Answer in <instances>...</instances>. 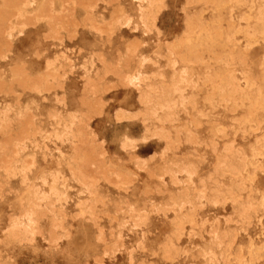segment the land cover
I'll return each mask as SVG.
<instances>
[{"label":"rangeland","instance_id":"1","mask_svg":"<svg viewBox=\"0 0 264 264\" xmlns=\"http://www.w3.org/2000/svg\"><path fill=\"white\" fill-rule=\"evenodd\" d=\"M0 264H264V0H0Z\"/></svg>","mask_w":264,"mask_h":264},{"label":"bare ground","instance_id":"2","mask_svg":"<svg viewBox=\"0 0 264 264\" xmlns=\"http://www.w3.org/2000/svg\"><path fill=\"white\" fill-rule=\"evenodd\" d=\"M37 1V0H36Z\"/></svg>","mask_w":264,"mask_h":264}]
</instances>
